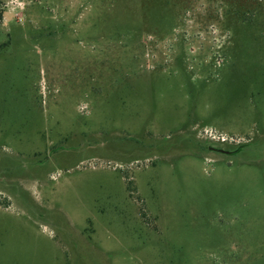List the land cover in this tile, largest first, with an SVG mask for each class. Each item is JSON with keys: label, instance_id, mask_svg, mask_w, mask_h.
<instances>
[{"label": "rangeland", "instance_id": "374dc122", "mask_svg": "<svg viewBox=\"0 0 264 264\" xmlns=\"http://www.w3.org/2000/svg\"><path fill=\"white\" fill-rule=\"evenodd\" d=\"M0 264H264V0H0Z\"/></svg>", "mask_w": 264, "mask_h": 264}]
</instances>
